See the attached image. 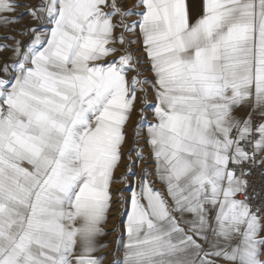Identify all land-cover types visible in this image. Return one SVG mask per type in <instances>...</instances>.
<instances>
[{"label": "snow or ice", "instance_id": "1", "mask_svg": "<svg viewBox=\"0 0 264 264\" xmlns=\"http://www.w3.org/2000/svg\"><path fill=\"white\" fill-rule=\"evenodd\" d=\"M200 8L0 0V264H103L113 210L112 264H264V0Z\"/></svg>", "mask_w": 264, "mask_h": 264}, {"label": "rangeland", "instance_id": "2", "mask_svg": "<svg viewBox=\"0 0 264 264\" xmlns=\"http://www.w3.org/2000/svg\"><path fill=\"white\" fill-rule=\"evenodd\" d=\"M33 2H34V0H33ZM133 2H134V0H127V6H131V4ZM134 18L135 17H132L130 19H134ZM21 23L22 24L29 23L28 18H25ZM6 34H7L6 32L0 31V35H6ZM133 48H135V46H133ZM4 55L6 56L7 53H5ZM142 67L143 66H141V68ZM152 101H153V99L150 95L149 96V110L146 113L147 120L149 123L153 122L152 116L150 114L151 104L153 103ZM138 108H139V105H138ZM138 120H139V116L134 113L132 120L129 122V125H128V135H129V141L130 142H131V135H132V127L135 124V122ZM143 166H144L143 164L140 165V167H143ZM137 171H139V168H137ZM120 187H123V186L120 185ZM157 187H159V186H157ZM121 219L122 218L119 216V214L115 210L110 212L108 223L105 226V231L108 233V235L102 238V243L106 244L107 248L102 249L101 251L96 253L97 256H104L105 257L103 264H112L113 261H115L117 259H122L123 249L121 248L119 252L116 251V249H117L116 240H117V236L120 233H119V231L113 230L114 226H117L120 224ZM123 219H126V216Z\"/></svg>", "mask_w": 264, "mask_h": 264}, {"label": "crops", "instance_id": "3", "mask_svg": "<svg viewBox=\"0 0 264 264\" xmlns=\"http://www.w3.org/2000/svg\"><path fill=\"white\" fill-rule=\"evenodd\" d=\"M188 3L190 4V6L192 7V14L194 17H196L198 15V13L201 11V8H200V0H188ZM142 55V53H141ZM143 66L142 67V70L143 69H146L148 66L146 64L144 65H141ZM146 75H148V73H145ZM154 103V101H152ZM150 114L152 116V113H151V110H150ZM126 239V237H125Z\"/></svg>", "mask_w": 264, "mask_h": 264}, {"label": "built area", "instance_id": "4", "mask_svg": "<svg viewBox=\"0 0 264 264\" xmlns=\"http://www.w3.org/2000/svg\"><path fill=\"white\" fill-rule=\"evenodd\" d=\"M253 180H254V181H257V177H256V176H254V177H253Z\"/></svg>", "mask_w": 264, "mask_h": 264}]
</instances>
